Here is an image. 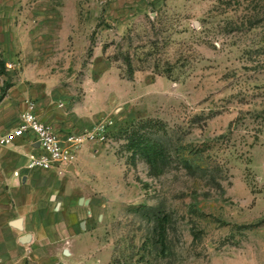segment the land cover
<instances>
[{
  "label": "rangeland",
  "instance_id": "rangeland-1",
  "mask_svg": "<svg viewBox=\"0 0 264 264\" xmlns=\"http://www.w3.org/2000/svg\"><path fill=\"white\" fill-rule=\"evenodd\" d=\"M0 57V96L95 133L70 182L96 264H264V0H0Z\"/></svg>",
  "mask_w": 264,
  "mask_h": 264
},
{
  "label": "crops",
  "instance_id": "crops-1",
  "mask_svg": "<svg viewBox=\"0 0 264 264\" xmlns=\"http://www.w3.org/2000/svg\"><path fill=\"white\" fill-rule=\"evenodd\" d=\"M21 101L23 111L28 96L10 89L0 101V111L14 113ZM33 101L41 122L51 125L63 140L73 134L67 123H60L49 99ZM2 119L0 133L19 122V116L7 125ZM35 145L30 136L0 145V264H96L91 235L77 228L79 202L73 199L76 193H71L70 182L75 166L62 174L27 169L28 159L40 153Z\"/></svg>",
  "mask_w": 264,
  "mask_h": 264
},
{
  "label": "built area",
  "instance_id": "built-area-1",
  "mask_svg": "<svg viewBox=\"0 0 264 264\" xmlns=\"http://www.w3.org/2000/svg\"><path fill=\"white\" fill-rule=\"evenodd\" d=\"M25 136H30L32 143L39 145L40 151L38 155H32L28 159L27 169L55 171L59 174L69 171L78 147L86 141L95 139V133L89 131L81 135H68L63 140L51 125L37 118L36 104L33 100L26 102L24 110L19 115L17 127L0 137V145L10 146Z\"/></svg>",
  "mask_w": 264,
  "mask_h": 264
},
{
  "label": "trees",
  "instance_id": "trees-1",
  "mask_svg": "<svg viewBox=\"0 0 264 264\" xmlns=\"http://www.w3.org/2000/svg\"><path fill=\"white\" fill-rule=\"evenodd\" d=\"M5 68V63L3 61V59L0 57V75L3 74V70ZM5 94L6 92L3 91L1 93V96H0V101L5 97ZM164 220L160 223L159 225V239H160V243H161V246L164 247L165 246V233H166V227L164 225Z\"/></svg>",
  "mask_w": 264,
  "mask_h": 264
},
{
  "label": "water",
  "instance_id": "water-1",
  "mask_svg": "<svg viewBox=\"0 0 264 264\" xmlns=\"http://www.w3.org/2000/svg\"><path fill=\"white\" fill-rule=\"evenodd\" d=\"M38 146H39L38 144L35 145L36 148H38Z\"/></svg>",
  "mask_w": 264,
  "mask_h": 264
}]
</instances>
